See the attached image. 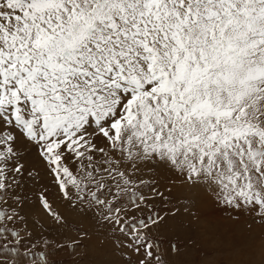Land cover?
Instances as JSON below:
<instances>
[{
	"label": "snow or ice",
	"instance_id": "obj_1",
	"mask_svg": "<svg viewBox=\"0 0 264 264\" xmlns=\"http://www.w3.org/2000/svg\"><path fill=\"white\" fill-rule=\"evenodd\" d=\"M209 213L264 264V0H0V264H177Z\"/></svg>",
	"mask_w": 264,
	"mask_h": 264
},
{
	"label": "rangeland",
	"instance_id": "obj_2",
	"mask_svg": "<svg viewBox=\"0 0 264 264\" xmlns=\"http://www.w3.org/2000/svg\"><path fill=\"white\" fill-rule=\"evenodd\" d=\"M249 223L250 220L228 219L226 213H209L197 225L199 232L196 238L200 245L198 248L185 247V242L192 234V228L186 218L169 220L163 227L165 233L174 238L184 251V254L176 258L177 264H224L227 256L220 254L218 250L226 249L233 241L240 239L247 232ZM259 223L257 220L256 224L252 225L256 234L261 231ZM96 243L97 239L93 237L92 244ZM60 259H63L65 264H72L67 256L62 255ZM90 260L91 257H85L79 264H90Z\"/></svg>",
	"mask_w": 264,
	"mask_h": 264
}]
</instances>
